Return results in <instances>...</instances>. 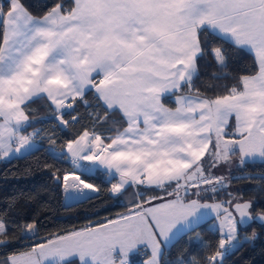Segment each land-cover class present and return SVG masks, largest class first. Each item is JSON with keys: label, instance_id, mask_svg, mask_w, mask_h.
Instances as JSON below:
<instances>
[{"label": "crops", "instance_id": "1", "mask_svg": "<svg viewBox=\"0 0 264 264\" xmlns=\"http://www.w3.org/2000/svg\"><path fill=\"white\" fill-rule=\"evenodd\" d=\"M4 25L1 161L38 146L34 132L23 133L30 124L25 104L43 98L60 113L93 86L127 125L109 143L85 133L69 143L65 153L78 170L100 169L116 177L118 194L133 183L161 189L168 181L203 168L201 161L214 162L216 146L227 138L255 145L256 137H264V0H74L72 13L55 8L40 19L18 0H10ZM204 28L250 52L259 70L244 77L241 89L229 96L209 100L181 94L169 108L163 97L197 74L198 35ZM217 57L222 59L220 53ZM239 154L237 148L229 156ZM71 184L79 188L77 200L87 190L96 193L86 183ZM177 198L187 205L198 202ZM136 207L145 209L143 203ZM119 218L37 247L56 246L50 257L54 262L48 264L75 259L79 264H129L136 250H128L119 262V249L132 242L127 224L119 225ZM195 221V226L202 222Z\"/></svg>", "mask_w": 264, "mask_h": 264}, {"label": "trees", "instance_id": "2", "mask_svg": "<svg viewBox=\"0 0 264 264\" xmlns=\"http://www.w3.org/2000/svg\"><path fill=\"white\" fill-rule=\"evenodd\" d=\"M18 1L35 18H43L55 8L66 15L74 8V0ZM9 3L10 0H2L0 7V50ZM198 39L201 53L196 59L197 74L179 91L163 97L162 102L169 108L175 107L174 97L181 94L209 100L229 96L241 89L244 77L253 76L259 70L254 56L229 39L207 28L199 31ZM217 53L221 54L220 61ZM69 104V109L60 113L43 98L23 106L30 123L23 133L34 132L33 140L38 146L23 156L0 160V220L6 224L0 233V263L80 228L103 225L145 202L146 197H157L165 190L152 188L147 192L142 187L146 192L136 198L129 186L118 194L114 190L116 177L100 169L91 173L76 169L65 153L69 143L85 133L109 143L127 123L119 111H111L105 105L94 86ZM238 175L245 177L234 178ZM64 179L77 184L85 182L93 186L96 193L67 207ZM180 196L203 203L237 198L249 201L252 212L264 214V162L244 163L238 173L230 177L228 188L210 191L205 187ZM214 223L211 218L180 235L164 247L158 264H209V259L220 251L221 243ZM238 235L240 243L224 257V263L264 264V223L246 228L239 226ZM150 257L149 250L142 247L130 255L129 264H144ZM63 264L79 262L75 259Z\"/></svg>", "mask_w": 264, "mask_h": 264}, {"label": "rangeland", "instance_id": "3", "mask_svg": "<svg viewBox=\"0 0 264 264\" xmlns=\"http://www.w3.org/2000/svg\"><path fill=\"white\" fill-rule=\"evenodd\" d=\"M0 7H2V0H0ZM237 148L240 150L239 156L237 158L230 157L229 155L232 150L237 151ZM253 161L264 162V137H256L255 145L249 144L246 139L236 142L227 138V140L219 142L216 146L214 162L210 163V159L201 161L203 168L194 169L189 171V175L185 177H177L172 181H168L165 187H163L165 190H163L161 195L146 197L144 199L145 202H142L145 209L134 207L120 215L118 224L124 226L127 224L126 235L131 237L132 242L128 243L124 250L119 249V262L123 261L128 250L137 251L139 248L146 246L149 249L151 257L144 264H153L156 259L160 258L166 245L169 246L176 238L195 226L194 224L197 222L195 220L201 219L203 222L214 218V226L220 232L221 243L220 251L209 259V264H225L224 257L240 243L238 235L239 224L232 207L237 203L245 202V200L234 198L228 202H205L204 204L198 201L187 205L179 201L177 197H182L180 195L186 193L192 194L193 192H198L199 189L205 187L210 191L228 188L230 186V177L237 174L244 163ZM77 178L82 180L78 175ZM66 186L74 190L79 189L75 188L71 184V181L64 179V187ZM130 186L136 198H140L141 193L152 189V187L148 188L144 186L147 189L145 191L136 183ZM182 198L184 199V197ZM251 213L253 217L259 214L264 217L263 213H254L252 211ZM5 228V222L0 220V233ZM177 229L181 231L175 233ZM77 231L74 233H77ZM54 243L56 242L54 241ZM53 245L35 247L29 252L10 256L6 263L0 264H28L26 263L27 261H29V264H48L49 262H54L52 261L53 259H50L53 255L51 251L56 247ZM23 257L26 260H22Z\"/></svg>", "mask_w": 264, "mask_h": 264}, {"label": "water", "instance_id": "4", "mask_svg": "<svg viewBox=\"0 0 264 264\" xmlns=\"http://www.w3.org/2000/svg\"><path fill=\"white\" fill-rule=\"evenodd\" d=\"M245 177L244 175H238L234 178H241ZM89 194H86L84 196V199L87 198ZM83 200V199H82ZM81 201L76 199V192L74 189L70 187H64V205L69 207L76 202ZM252 205L249 201H245L243 203H237L232 207L233 213L237 217V222L241 228H246L254 223L263 224L264 223V217L263 215L259 214L255 217L252 216L251 210Z\"/></svg>", "mask_w": 264, "mask_h": 264}, {"label": "bare ground", "instance_id": "5", "mask_svg": "<svg viewBox=\"0 0 264 264\" xmlns=\"http://www.w3.org/2000/svg\"><path fill=\"white\" fill-rule=\"evenodd\" d=\"M68 186H70L68 183H67ZM81 185L84 186L85 185V182H81Z\"/></svg>", "mask_w": 264, "mask_h": 264}, {"label": "built area", "instance_id": "6", "mask_svg": "<svg viewBox=\"0 0 264 264\" xmlns=\"http://www.w3.org/2000/svg\"><path fill=\"white\" fill-rule=\"evenodd\" d=\"M134 184V183H133ZM86 194H89V192H87Z\"/></svg>", "mask_w": 264, "mask_h": 264}]
</instances>
